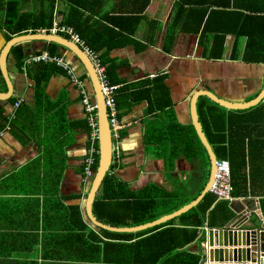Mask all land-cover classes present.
<instances>
[{
    "label": "crops",
    "instance_id": "crops-1",
    "mask_svg": "<svg viewBox=\"0 0 264 264\" xmlns=\"http://www.w3.org/2000/svg\"><path fill=\"white\" fill-rule=\"evenodd\" d=\"M84 1L87 7L91 6V10L83 9L84 15L108 33L99 39L100 44L104 43V48L98 51L99 56L119 63L111 75L112 85L116 86L115 97L121 106L118 110L121 129L119 136L113 138V147L118 149L120 156L113 159L111 174L117 184L133 194L145 192L149 197L157 189L172 192L181 183L191 180L193 174L199 172L200 165L190 163L182 156L176 163L175 172L169 176L158 146L146 143L148 125L159 119V113L155 112L157 108L152 109L146 99L137 98L143 87L167 85L170 92L164 94L160 104L170 100L171 104L165 110L173 112L180 122L188 125L192 124L190 99L196 90H211L233 101L256 97L263 86L264 62H248L244 54L247 43L258 38L264 40V34L248 37L258 34L251 28L252 11H264V0ZM38 6L37 1L24 0L20 10L31 11L39 9ZM68 8L66 3L58 0L55 19L60 20ZM3 33H0V47L4 42ZM52 43L56 44L58 54L66 58L79 75L85 76L88 89L94 93L88 73L74 51L68 48L65 54L67 47L47 40H28L21 44L24 55L29 56L52 48ZM12 59L10 70H13L15 94L5 106V101H0V264H19L11 256L14 254L33 255L39 264H47L48 260L41 257L45 251L59 252L61 248L65 252L71 251L72 247H65L69 245L67 243L60 247L52 241V244L45 242L46 237L63 239L61 236L68 232L61 229L77 222L62 215L66 209L78 207L89 228L107 239L104 232L90 225L86 214L91 178L84 176V165L90 145V127L79 87L65 71L56 64H41L55 66L52 75L50 72H44V75L40 64L24 65V58L23 69L15 73ZM1 77L0 89L7 91V84ZM134 83L139 85L130 88L129 84ZM130 93H133V102L128 98L131 104L127 105L124 98L131 97ZM203 97L198 100V113L199 104L207 102L202 101ZM19 99H23L22 103L7 129L14 104ZM246 114L255 116L254 113ZM256 153H259L257 146ZM191 183L192 190L201 187L197 181ZM254 188L258 196L230 201L231 212L225 222L205 226L225 227L227 221L236 216L235 210L243 207L264 215L263 180L254 182ZM100 193L101 188L97 197ZM93 210L95 214L94 206ZM45 223L47 231L43 230ZM205 226L199 227L198 231ZM57 230L61 236H51V232ZM132 232L131 241L139 237L136 231ZM116 237L117 242L124 240L120 239L124 236ZM220 247L230 248L229 245L213 246L214 249ZM190 248L200 257L198 240ZM26 264L30 262L26 261Z\"/></svg>",
    "mask_w": 264,
    "mask_h": 264
},
{
    "label": "trees",
    "instance_id": "trees-1",
    "mask_svg": "<svg viewBox=\"0 0 264 264\" xmlns=\"http://www.w3.org/2000/svg\"><path fill=\"white\" fill-rule=\"evenodd\" d=\"M24 0H0V29L7 31V38L23 33H36L38 30L46 29L49 33L54 26L55 12L58 0H31L39 3V9L21 12L20 7ZM68 5L66 13L60 18L62 24L71 26L85 39L86 43L97 52L104 48V43L99 42L103 32L91 22V17L84 15L83 9L91 10L84 4V0H59ZM264 9V8H263ZM251 17V28L258 34L248 36L257 38L264 34V11L253 9ZM59 14V13H57ZM52 55H60L56 50V44L48 49ZM15 58H18L19 65L23 63L24 48L22 44L13 47ZM40 52V51H37ZM102 65L105 66V73L109 83H113L112 71L116 70L119 63L111 62V58H103L100 55ZM244 59L248 62H264V40L260 38L247 43ZM80 62V61H79ZM40 70L54 72L53 65H39ZM45 75V73H44ZM49 75V73H48ZM85 79L84 75H80ZM161 79V78H159ZM159 81V80H158ZM139 83L129 84L130 88L138 86ZM170 89L163 84L143 87L139 99H146L152 109H156L158 121L151 122L147 127L146 143L156 144L158 153L164 163V167L173 175L176 163L182 156L190 163L198 162L200 170L194 173L191 180L186 184H180L172 192L157 189L148 197L145 192L133 194L117 184L112 176V169L105 177L101 186V193L94 202L95 214L99 221L104 224L120 226H138L151 223L159 219L163 214H171L183 206L191 203L201 192L210 174V161L206 148L204 147L193 124L185 125L178 120L173 112L165 110L167 104H160L164 94H169ZM124 98V103L130 105L133 102V93ZM131 102H129V99ZM199 104L200 121L203 125L211 145L218 158H226L231 165V178L233 185V197L240 198L249 195L258 196L254 188V182L263 180L264 184V109L258 105L252 108L231 110L212 101L204 96ZM117 110L121 108L120 100L115 97ZM159 110H163L160 111ZM254 113L247 116L246 113ZM164 115V116H163ZM253 119H257L253 122ZM161 123V125H158ZM1 129V127H0ZM256 146L259 153H256ZM96 147L99 148L98 142ZM95 169L99 165V153H96ZM191 181L201 187L192 190ZM119 183V182H118ZM174 201V202H171ZM179 202L178 204L176 202ZM135 202V203H134ZM264 203V198H263ZM136 206H135V205ZM230 202L218 200L210 192L206 193L201 201L189 211L159 226L136 231L138 238L133 239V232L117 233L100 229L104 232L106 240L98 233L90 229L84 222L82 213L78 207L66 209L63 216L74 218L77 222L68 224L65 229L68 234L61 236L60 230L51 232V236L64 237L59 240L46 237L47 244L60 245L64 243L72 247L70 252H47L41 257L48 260L47 264H198L199 253L192 251L191 246L198 240L203 241L206 224L215 225L225 222L230 216ZM143 205H145L143 207ZM122 206L124 213L116 217V209ZM133 213L131 223L126 224L123 220L126 215ZM137 214V215H136ZM136 215V218L134 217ZM43 230L47 231L46 223ZM88 232V234H86ZM150 233L149 235H146ZM108 235V236H107ZM124 236L123 241L117 242L116 236ZM68 236V237H65ZM52 241V242H51ZM103 242V243H102ZM118 246V248H116ZM16 258L19 264H39L37 257L28 254L11 255ZM30 258V260H28Z\"/></svg>",
    "mask_w": 264,
    "mask_h": 264
},
{
    "label": "water",
    "instance_id": "water-1",
    "mask_svg": "<svg viewBox=\"0 0 264 264\" xmlns=\"http://www.w3.org/2000/svg\"><path fill=\"white\" fill-rule=\"evenodd\" d=\"M28 40H47L57 42L64 48L67 47L64 51L65 54H67L69 48L70 51L75 52V56L84 65L88 73L92 90L94 92L91 93L94 95L98 104L99 119V165L94 177L90 179V191L86 198V214L90 221V225L94 229H104L111 232H132L156 227L189 211L201 201L206 193L210 191L211 185H213L215 181L218 157L203 130L202 122L199 119L197 106L198 100L201 96H207L212 101L231 110L246 109L258 105H261L264 108V80L261 90L258 91V95L253 99L246 101L229 100L220 97L215 92L207 89L196 90L191 96L189 110L191 122L207 150L210 161V174H208V180L204 188L191 203L151 223L126 228L106 225L98 220L94 214L93 206L103 181L111 170L114 147L111 128L108 122L107 106L97 69L81 46L67 36L47 32H29L15 35L9 40H6L4 37V44L0 49V75L7 84V91H2L0 89V101H5L3 106H5L15 94V85L13 78L11 77V72L13 70H10V62L13 60L12 58H14L15 73L21 72L20 70L23 69V67L19 66L18 60L13 56L11 48ZM235 213L236 216L228 220L225 227L204 228L203 241L200 243V260L198 264H212L213 261L217 262L214 264H264V215L259 212L254 214L253 212L248 211L246 207H243L238 211L235 210ZM217 245H229L230 248L220 247L219 249H214L213 246ZM232 245H235V247H231ZM222 261L225 263H221Z\"/></svg>",
    "mask_w": 264,
    "mask_h": 264
},
{
    "label": "built area",
    "instance_id": "built-area-1",
    "mask_svg": "<svg viewBox=\"0 0 264 264\" xmlns=\"http://www.w3.org/2000/svg\"><path fill=\"white\" fill-rule=\"evenodd\" d=\"M56 19L54 22V26L50 29V32L55 34L63 33L70 36V38L77 44H79L81 48L86 52L95 68L97 69L105 97V103L107 106L108 122L111 128V134L113 138H117L119 136V130L121 129V123L118 117V110L115 102L116 86L109 83L105 73V66L102 65L98 52L92 49L86 43L85 39H83L73 27L62 24L60 20ZM38 31L46 32V29ZM25 58L26 59L24 65L56 64L60 69L65 71L70 76L72 81L79 87L82 96V102L88 116V124L90 127V145L88 147V153L85 158L84 176L86 178L94 177L97 171L94 167L96 161L95 156L96 153H99V148L96 147V142H98L99 139L98 104L94 98V95L88 89L85 79L80 77V75L74 70V68L67 62L66 58L61 55H52L48 50L33 52V54H30ZM22 100L23 99H19L15 102V110L13 111V115H10V120L6 125L7 129H10L11 119L13 118L16 109L22 103ZM112 154L113 159H119L120 153L116 147L113 149ZM209 192L218 200H225L229 202L234 200L232 194L233 185L231 178V165L228 159L218 158L215 181L213 185H211Z\"/></svg>",
    "mask_w": 264,
    "mask_h": 264
},
{
    "label": "rangeland",
    "instance_id": "rangeland-1",
    "mask_svg": "<svg viewBox=\"0 0 264 264\" xmlns=\"http://www.w3.org/2000/svg\"><path fill=\"white\" fill-rule=\"evenodd\" d=\"M124 189H125V187L124 186H122ZM124 208L122 207V206H119L117 209H116V217H118V216H121L123 213H124ZM132 215H133V213L130 215V216H128V215H126V217L127 218H125L124 220H123V222L124 223H126V224H129V223H131L132 222V220L130 219L131 217H132Z\"/></svg>",
    "mask_w": 264,
    "mask_h": 264
},
{
    "label": "flooded vegetation",
    "instance_id": "flooded-vegetation-1",
    "mask_svg": "<svg viewBox=\"0 0 264 264\" xmlns=\"http://www.w3.org/2000/svg\"><path fill=\"white\" fill-rule=\"evenodd\" d=\"M2 30H4V33H3ZM0 32H2V33L4 34V36H2L3 39H4V37H5L6 40H9V38H7V36H6L7 31H6L5 29H0ZM3 44H4V42H3ZM3 44H2V45H3ZM1 47H2V46H1ZM1 47H0V49H1ZM13 47H14V46H13ZM13 47L11 48V51H12V54L14 55ZM1 78H2V77H1ZM3 81H4V79H3ZM4 83H5V81H4Z\"/></svg>",
    "mask_w": 264,
    "mask_h": 264
},
{
    "label": "clouds",
    "instance_id": "clouds-1",
    "mask_svg": "<svg viewBox=\"0 0 264 264\" xmlns=\"http://www.w3.org/2000/svg\"><path fill=\"white\" fill-rule=\"evenodd\" d=\"M55 17H56V12H55ZM39 32V31H38ZM40 32H42V31H40ZM47 32V31H46ZM48 33V32H47ZM49 33H51V32H49ZM58 34H61V35H65V36H67L68 38H70V36H68V35H66V34H63V33H58ZM71 39V38H70ZM41 51H43V50H41ZM49 51V50H48ZM113 138V137H112Z\"/></svg>",
    "mask_w": 264,
    "mask_h": 264
}]
</instances>
